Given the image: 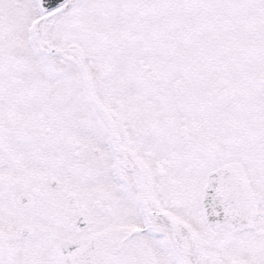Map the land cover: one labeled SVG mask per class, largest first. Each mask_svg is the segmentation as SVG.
Here are the masks:
<instances>
[{
	"label": "snow or ice",
	"instance_id": "6c2138e0",
	"mask_svg": "<svg viewBox=\"0 0 264 264\" xmlns=\"http://www.w3.org/2000/svg\"><path fill=\"white\" fill-rule=\"evenodd\" d=\"M0 264H264V0H0Z\"/></svg>",
	"mask_w": 264,
	"mask_h": 264
}]
</instances>
